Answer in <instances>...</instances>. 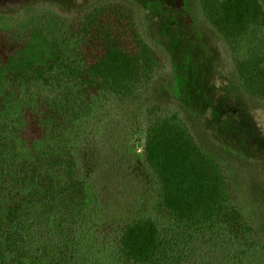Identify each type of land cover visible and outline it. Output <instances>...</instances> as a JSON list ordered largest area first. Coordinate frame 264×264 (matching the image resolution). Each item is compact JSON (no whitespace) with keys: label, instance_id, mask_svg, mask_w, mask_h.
<instances>
[{"label":"trees","instance_id":"trees-1","mask_svg":"<svg viewBox=\"0 0 264 264\" xmlns=\"http://www.w3.org/2000/svg\"><path fill=\"white\" fill-rule=\"evenodd\" d=\"M173 5L198 25L183 0ZM137 8L135 0L83 7L66 21L75 62L33 68L12 96L0 87V264H264V224L243 213L225 166L198 140L219 141L216 121L202 117L205 133L196 134L186 120L200 114L192 96L180 91L166 105L153 92L170 59L142 36ZM198 14L223 48L233 93L264 103V0H198ZM11 31L0 29L2 68L22 46ZM87 111L109 138L143 131L136 144L156 188L150 212L121 221L94 260L79 247L106 211L104 197L79 179L67 146L68 125Z\"/></svg>","mask_w":264,"mask_h":264},{"label":"rangeland","instance_id":"rangeland-1","mask_svg":"<svg viewBox=\"0 0 264 264\" xmlns=\"http://www.w3.org/2000/svg\"><path fill=\"white\" fill-rule=\"evenodd\" d=\"M95 1L0 0V29H13L22 44L0 67V87L7 96L24 88L33 68L51 62H75L74 36L66 21ZM135 1V18L142 36L170 59L165 60L168 68L154 83L156 98L174 105L180 91L192 96L200 114L186 120L194 133L195 128L201 135L205 133L202 117L216 121L217 129L210 132L216 130L219 141L207 140L205 144L204 138L197 136L198 140L225 166L243 213L263 225L264 192L259 189L264 186V103L233 93V71L226 64L219 65L220 61L225 63V54L216 35L199 20L198 0H183L186 15L197 26L183 22L173 0ZM8 105L14 102L6 100L4 106ZM223 117L228 120L225 127L220 124ZM68 127L67 146L76 161L79 179L87 188L99 186L106 207L90 225L92 235L79 247L83 259L94 260L107 250L104 244L116 237L121 221L150 212L156 188L136 144L137 138L143 139L142 130H131L124 136L114 133L109 138L89 111ZM260 234L264 239V229ZM90 242L96 247L92 248ZM70 260L56 259L53 264H69ZM83 264H87L85 260Z\"/></svg>","mask_w":264,"mask_h":264}]
</instances>
